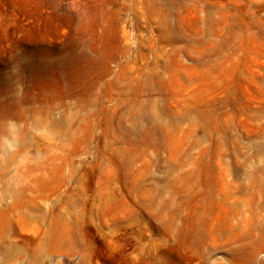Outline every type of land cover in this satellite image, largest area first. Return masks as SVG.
Returning <instances> with one entry per match:
<instances>
[{"label": "rangeland", "instance_id": "rangeland-1", "mask_svg": "<svg viewBox=\"0 0 264 264\" xmlns=\"http://www.w3.org/2000/svg\"><path fill=\"white\" fill-rule=\"evenodd\" d=\"M263 31L264 0H0V264H264Z\"/></svg>", "mask_w": 264, "mask_h": 264}, {"label": "bare ground", "instance_id": "bare-ground-1", "mask_svg": "<svg viewBox=\"0 0 264 264\" xmlns=\"http://www.w3.org/2000/svg\"><path fill=\"white\" fill-rule=\"evenodd\" d=\"M173 4V3H172ZM173 7V5H172ZM213 9V8H212ZM212 9L211 8H207L206 9V25H207V33H211V28H210V24H211V12H212ZM170 23V22H169ZM172 25V24H171ZM253 27V24L250 23V22H246L244 24H239L238 22H236L235 20H230L228 22V27L229 30H228V34L230 36H235V37H240L241 36V31L242 29H248V28H252ZM172 28V26H171ZM241 30V31H240ZM254 30V29H253ZM261 31V29H260ZM252 34V33H251ZM253 35V34H252ZM259 35L261 36H264V31L261 32ZM256 37V36H255ZM257 38V37H256ZM200 63V62H199ZM198 67V65H197ZM155 76V75H154ZM155 78V77H154ZM153 78V79H154ZM178 78V77H177ZM153 81V80H152ZM138 82V81H137ZM138 84V83H137ZM145 84V83H144ZM143 93V92H142ZM141 96V95H140ZM160 97V96H159ZM160 99V98H159ZM158 99V100H159ZM139 101V99H138ZM131 105H134V104H139V103H136V101H132L130 102ZM90 104V102L88 100H85L84 103H83V107H86ZM148 104V103H147ZM79 109V107H78ZM53 110V109H52ZM82 112V111H81ZM48 113V117H50V114H51V111L48 110L47 111ZM83 114V113H82ZM87 116L90 117L91 115V112L90 111H87ZM131 115L133 117H136L137 116V113L136 111H133L131 113ZM9 118V117H8ZM10 119V118H9ZM34 119V118H33ZM87 119V118H86ZM49 120V119H48ZM169 120V119H168ZM36 121V120H35ZM37 123L36 124H40V122L37 120L36 121ZM99 122V121H98ZM48 124L50 126H52L53 128H59V129H54L53 132L56 133V135H58L59 137L61 138H65V137H70V138H73V139H79V137L77 136L78 132H76V130L74 129V118L71 117V116H62L60 118H57V119H54V118H50V120L48 121ZM158 124V122H157ZM48 126V125H47ZM49 127V126H48ZM110 128V127H109ZM119 128V126H118ZM111 130V129H110ZM121 131V130H120ZM155 132V131H153ZM106 133V132H105ZM23 134V133H22ZM136 134V133H135ZM147 134V133H146ZM205 136V135H204ZM119 138L122 142H131L132 139L130 138L129 136V131L128 130H123L120 132V135H119ZM66 140V139H65ZM95 146V145H94ZM261 152V151H260ZM127 159V158H126ZM262 167V166H261ZM29 168V167H28ZM51 174V173H50ZM5 175V174H4ZM13 179V178H12ZM253 181V180H252ZM9 182V180H8ZM11 183V181L9 182ZM39 186V185H38ZM238 186V185H237ZM17 189V188H16ZM13 190V189H12ZM15 190V189H14ZM19 190V189H18ZM17 191V190H16ZM242 191V190H241ZM245 193V191H244ZM12 194V193H11ZM258 195V194H257ZM14 197V196H13ZM23 199V198H22ZM73 199V198H72ZM239 199V198H238ZM154 202V201H152ZM67 203V202H65ZM74 203V202H73ZM251 203V202H250ZM72 204V203H71ZM250 205V204H249ZM21 206V205H20ZM71 207V206H70ZM250 207V206H249ZM27 208V207H26ZM29 208V207H28ZM27 208V209H28ZM37 209V208H36ZM173 211V210H172ZM171 211V212H172ZM65 212V211H64ZM154 212V211H153ZM67 214V213H66ZM153 214V213H152ZM161 216V215H160ZM172 217V216H171ZM256 217V216H255ZM52 218V217H50ZM57 219V218H56ZM77 219V218H75ZM23 220V219H21ZM26 221V220H25ZM76 222V221H75ZM51 227V226H50ZM183 228V227H182ZM72 230V229H71ZM70 234V233H69ZM214 235L212 236L213 240L215 242L217 241H220L223 237L226 238V241L229 243V242H234L235 240L239 239V236H237L234 232V230H229V229H226V228H223V229H219V230H216L214 231L213 233ZM177 236V235H176ZM206 236H207V232L200 228L199 226L197 225H190V226H187L184 230H182V237L188 241V244L191 245L194 241H197L199 245H203L205 243V240H206ZM4 237V236H3ZM61 238V237H59ZM185 242V241H184ZM69 243V242H68ZM223 245V244H221ZM248 242H244L241 246H238V247H231V252L233 253V255L235 256L236 254L238 253H244V254H248L252 252V250H250L249 246H248ZM196 246V245H195ZM195 250V249H194ZM57 253V252H56ZM199 259L201 260H205V255L203 253H199V255L197 256Z\"/></svg>", "mask_w": 264, "mask_h": 264}, {"label": "clouds", "instance_id": "clouds-1", "mask_svg": "<svg viewBox=\"0 0 264 264\" xmlns=\"http://www.w3.org/2000/svg\"><path fill=\"white\" fill-rule=\"evenodd\" d=\"M23 124L15 120L0 122V162H3L6 154H16L21 148V135ZM27 152L21 157L24 162Z\"/></svg>", "mask_w": 264, "mask_h": 264}]
</instances>
